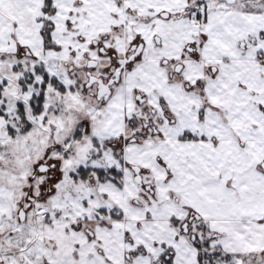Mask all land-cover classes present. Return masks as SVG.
<instances>
[{
  "label": "snow or ice",
  "instance_id": "6c2138e0",
  "mask_svg": "<svg viewBox=\"0 0 264 264\" xmlns=\"http://www.w3.org/2000/svg\"><path fill=\"white\" fill-rule=\"evenodd\" d=\"M0 264H264V0H0Z\"/></svg>",
  "mask_w": 264,
  "mask_h": 264
}]
</instances>
